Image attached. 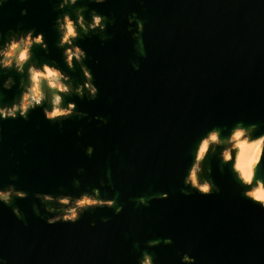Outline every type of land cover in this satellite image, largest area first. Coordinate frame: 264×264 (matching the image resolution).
<instances>
[{
	"label": "water",
	"instance_id": "95a60500",
	"mask_svg": "<svg viewBox=\"0 0 264 264\" xmlns=\"http://www.w3.org/2000/svg\"><path fill=\"white\" fill-rule=\"evenodd\" d=\"M21 7L27 15L19 14ZM89 7L115 22L104 43L95 36L80 41L99 91L94 100L72 99L88 116L58 125L37 108L27 120L0 121V185L12 182L29 193L13 200L27 223L0 204V256L8 264H135L145 240L171 236L170 245L150 249L157 264H179L189 249L196 264H264V208L238 194L214 156L207 163L221 191H180L189 148L207 127L235 120L264 125V0H105ZM132 11L144 21L142 57L127 31ZM56 14L50 0H7L0 31L35 26L60 59L52 47ZM34 51L44 55L38 46ZM72 76L79 79V70ZM16 91L4 90L0 99ZM89 144L91 156L84 153ZM77 167L84 168L81 188L98 186L110 169L114 187L105 184L102 191L118 190L123 210L114 215L98 208L74 224L45 223L32 211L39 204L32 192L75 191ZM157 191L168 197L147 206L132 199Z\"/></svg>",
	"mask_w": 264,
	"mask_h": 264
},
{
	"label": "clouds",
	"instance_id": "9594fccd",
	"mask_svg": "<svg viewBox=\"0 0 264 264\" xmlns=\"http://www.w3.org/2000/svg\"><path fill=\"white\" fill-rule=\"evenodd\" d=\"M23 2V0H22ZM52 10L57 14L52 21L55 37L52 47L58 51L60 59L50 55L49 43L43 31L35 26H23L17 23L14 28L0 31V92L17 89L8 101L0 99V121L27 120L30 111L39 108L46 120L62 125L65 119L84 118L87 112L81 111L72 97L94 100L98 94L91 68L86 63L88 56L80 41L89 37H97L101 43L109 40L107 27L113 24L110 18L89 4L102 5L105 0H50ZM7 0H0L3 9ZM28 9L21 7L19 14L25 16ZM127 31L136 41L137 54L145 56L146 50L141 33L144 21L135 11L126 16ZM39 47L44 55L37 56L34 49ZM96 62H99L98 60ZM131 67L138 70L140 65L131 62ZM79 70L80 78L72 76ZM92 119L107 124L105 116L94 114ZM80 130H77V135ZM93 145L84 147L85 155L91 156ZM190 161L181 176L180 191L190 195L193 191L200 194L219 193L220 185L212 175V167L207 163L208 157L216 158V169L220 173L226 170L235 184L238 194L259 208H264V125L256 121L235 120L226 127L212 125L207 127L192 142L189 148ZM83 167H77V175L71 178L75 191H66L61 186L56 192L36 190L32 192L34 201L31 207L35 215L45 223H76L85 212L98 208H110L113 214L123 210L119 203L120 193L114 190L111 194L102 191L105 184H112L111 170L104 173L98 186L81 188L79 174ZM10 181L16 176L11 175ZM29 193L15 183L0 185V204L10 206L11 213L24 223V213L13 200L25 199ZM167 191L148 192L134 196L137 205L147 206L150 201L166 199ZM43 209V211L41 210ZM108 217H101L107 221ZM90 223L95 224V221ZM171 236H157L144 241L139 248L135 264H157L155 255L150 249L160 245H170ZM190 249L179 255V264H196V257L189 254ZM0 264H8L7 259L0 256Z\"/></svg>",
	"mask_w": 264,
	"mask_h": 264
}]
</instances>
